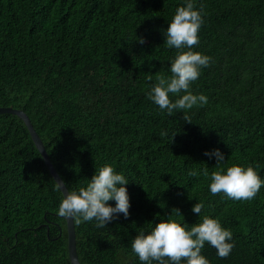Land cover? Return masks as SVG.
Listing matches in <instances>:
<instances>
[{"label": "trees", "instance_id": "16d2710c", "mask_svg": "<svg viewBox=\"0 0 264 264\" xmlns=\"http://www.w3.org/2000/svg\"><path fill=\"white\" fill-rule=\"evenodd\" d=\"M184 2L0 0V107L26 113L69 191L106 163L129 179L127 219H73L81 264H141L137 234L167 216L191 227L205 215L235 241L226 258L206 243L210 264H264V187L234 201L212 195L203 175L217 170L204 153L219 149L222 167L251 164L264 178V0H194L204 11L195 51L211 62L192 90L208 103L169 117L148 92L170 75L177 50L164 33ZM62 199L23 120L1 113L0 264H70Z\"/></svg>", "mask_w": 264, "mask_h": 264}, {"label": "clouds", "instance_id": "9594fccd", "mask_svg": "<svg viewBox=\"0 0 264 264\" xmlns=\"http://www.w3.org/2000/svg\"><path fill=\"white\" fill-rule=\"evenodd\" d=\"M203 24V7L197 8L194 0H185L165 30L167 47L176 49L177 55L170 61V75H156L148 99L169 117L208 103L205 94L192 90L193 82L211 62L210 56L195 51V46L200 43L199 32ZM138 42L143 44L145 40L140 38ZM161 135L167 137L169 133L165 131ZM204 155L216 159V171L211 174L206 169L203 171V175L209 178L212 195L223 193L234 201H251L264 187V178L251 164H233L225 168L221 165L226 159L219 149L206 151ZM200 174L195 169L188 172L192 177ZM128 183L129 179L122 172H117L107 163L95 170L85 187L69 191L65 181L60 179L56 188L63 194V199L57 209L58 214L74 219L77 224L95 221L97 228H105L121 214L127 219L131 207L126 188ZM109 201H114V205ZM204 207L203 201L197 202L191 211L200 216ZM175 211L181 216L178 209ZM206 243L217 250L220 258L228 257L235 247L232 231L223 227L219 218L205 215L200 223L189 227L184 220L167 216L150 231L137 234L131 241V249L141 264H210L203 255Z\"/></svg>", "mask_w": 264, "mask_h": 264}, {"label": "water", "instance_id": "95a60500", "mask_svg": "<svg viewBox=\"0 0 264 264\" xmlns=\"http://www.w3.org/2000/svg\"><path fill=\"white\" fill-rule=\"evenodd\" d=\"M1 113H12V114L17 115L18 117H20L23 120L26 127L28 128V131L31 135V138H32L37 150L41 154V156L44 160V163L46 164L50 174L53 177V179L55 180V182L62 179L59 176V174L57 173L56 169L54 168L41 138L39 137L38 133L35 131L32 123H31L29 117L26 115V113L21 109L12 108L10 106H8V107L1 106L0 107V114ZM64 219L66 220V227H67V249H68L70 264H81L79 259H78V255H77V251H76L75 231H74L73 219H66V218H64Z\"/></svg>", "mask_w": 264, "mask_h": 264}]
</instances>
